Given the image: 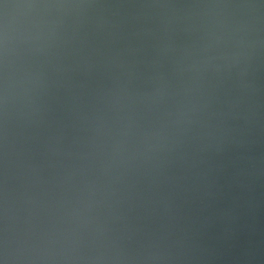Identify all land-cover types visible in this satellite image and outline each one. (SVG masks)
<instances>
[{
  "label": "clouds",
  "instance_id": "obj_1",
  "mask_svg": "<svg viewBox=\"0 0 264 264\" xmlns=\"http://www.w3.org/2000/svg\"><path fill=\"white\" fill-rule=\"evenodd\" d=\"M0 264H264V0H0Z\"/></svg>",
  "mask_w": 264,
  "mask_h": 264
}]
</instances>
